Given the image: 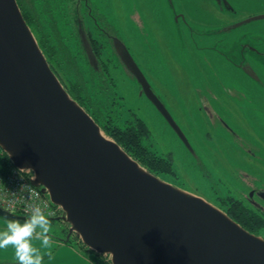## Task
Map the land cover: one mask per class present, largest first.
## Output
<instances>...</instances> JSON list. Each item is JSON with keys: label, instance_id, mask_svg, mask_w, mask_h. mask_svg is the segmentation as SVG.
Masks as SVG:
<instances>
[{"label": "water", "instance_id": "obj_1", "mask_svg": "<svg viewBox=\"0 0 264 264\" xmlns=\"http://www.w3.org/2000/svg\"><path fill=\"white\" fill-rule=\"evenodd\" d=\"M117 48L190 149L129 52ZM86 49L97 66L91 47ZM0 146L60 209L49 220L68 229L61 240L75 237L110 264H264V239L147 171L104 136L51 69L17 0H0ZM0 217L27 218L1 207Z\"/></svg>", "mask_w": 264, "mask_h": 264}, {"label": "rangeland", "instance_id": "obj_2", "mask_svg": "<svg viewBox=\"0 0 264 264\" xmlns=\"http://www.w3.org/2000/svg\"><path fill=\"white\" fill-rule=\"evenodd\" d=\"M88 5L92 17L100 25L108 24L117 31L144 73L151 81L155 80V92L161 97L167 90L174 92L162 98L168 105H175L173 116L191 138V144L201 158L195 160L180 144L163 116L146 96L141 95L140 84L108 47L110 71L116 79L114 90L118 109L115 116L118 123L124 126L136 118L143 122L149 130L147 143L151 145L150 149L160 155L165 164L158 165L159 170L154 168L155 175L136 161L161 180L205 199L225 213L229 203L237 200L264 211V62L245 47L249 43L256 44V37L243 41L236 33L230 37L231 50L220 45L218 53L204 58L195 50L175 49L172 51L175 58L189 75L185 79L177 65L171 62V51L159 52L161 55L154 58V63L150 60L153 52L148 45L149 36L138 30L135 23L139 11L136 0H88ZM185 7L194 19L195 3H188ZM62 30L69 38V45L73 46L70 28L63 27ZM119 49L123 51L121 47ZM247 69H252L256 77L250 78L245 73ZM170 71L177 76L179 85ZM213 71L216 76L211 78ZM149 73L154 74V80ZM179 87L183 101L178 95ZM197 96L216 98H206L213 100V109L198 110L206 102ZM191 105L195 109H191ZM103 134L112 139L105 132ZM249 195L251 199L248 200ZM7 221L0 217V231L5 230ZM255 231L258 232L256 236L264 239V226L256 227ZM50 233L66 239L68 229L64 224L54 222ZM74 239L72 237V241ZM101 260L109 263L108 258Z\"/></svg>", "mask_w": 264, "mask_h": 264}, {"label": "trees", "instance_id": "obj_3", "mask_svg": "<svg viewBox=\"0 0 264 264\" xmlns=\"http://www.w3.org/2000/svg\"><path fill=\"white\" fill-rule=\"evenodd\" d=\"M17 2L51 69L64 84L70 96L90 114L107 136L155 174L156 170H159L158 165L165 162L160 155L150 149L151 145L147 143V136L150 135L146 125L136 118L134 122L130 120L121 126L115 116L118 109L117 92L114 90L116 79L110 71L108 47L104 44L103 35L99 30L85 32L83 4L77 0H17ZM75 23L80 25L81 31L77 30ZM63 27L70 28L69 35L74 39L73 46L69 45V38L63 34ZM82 33L89 39L98 61H101L97 68L89 63ZM6 159L9 160L8 156ZM234 202L229 203V206L235 211L227 209L226 213L244 229L257 235L255 229L264 226V219L256 211L245 209L241 201ZM50 222L54 223L53 220ZM49 235L58 238L56 234ZM66 243L80 245L94 256L96 264H110L102 262L103 256L89 250L77 238L72 241L71 237Z\"/></svg>", "mask_w": 264, "mask_h": 264}, {"label": "flooded vegetation", "instance_id": "obj_4", "mask_svg": "<svg viewBox=\"0 0 264 264\" xmlns=\"http://www.w3.org/2000/svg\"><path fill=\"white\" fill-rule=\"evenodd\" d=\"M77 2L83 4V10L85 9V18L83 19L85 32L92 33L94 32V30H99L100 33L103 35L102 40L104 44L109 47L112 51L114 50V54L116 55V57H118L122 66L126 68L128 73H130V76H132L138 82L135 74L128 68L126 61L122 58L118 51L117 46H124L133 58V55L130 53V50L125 44V42L118 36L117 31L112 30L113 28H111V26L108 24L100 25L98 20L92 17L93 13L88 5V0H77ZM136 2L138 3L139 8L138 17L135 20L136 27L138 30L146 32L149 36L148 45L151 51L153 52V57L150 59L152 61L154 60V58L161 55L159 52H172L175 49L184 48L190 49L191 51L195 50L197 51V53H200L203 58L207 57L208 55L218 53L220 45L227 47L228 50H231L233 44L230 40V37H233L237 33L238 37L243 41L247 40L251 36L256 37V40L258 41L256 44L249 43L248 47H245L247 51H249L250 53H254L255 56H257L261 59V61L264 62V0H136ZM188 3H195L196 11L193 14L194 19H191L192 17L190 15V10L189 13H187L188 7H185V5H187ZM87 19L89 20L87 21ZM254 22L258 23L253 24ZM75 24L77 25V30L81 31L80 25H78L77 23ZM82 37L85 48L86 45L91 47L93 54L95 55L94 50L89 43V39H87L85 34L83 33ZM172 55L173 59L170 58L171 62L177 65L180 73L185 79L189 78V75H186L185 73V68H183L182 65H179L178 60L175 58L173 52ZM87 57L89 63L92 65L88 52ZM95 57L97 59L98 66L99 62L101 61H98L99 59L96 55ZM133 60L145 76L153 94L164 105L173 120L181 128L182 132L188 140V143L191 147L190 149L186 147V145L181 141L176 132L170 126L169 122L160 113L155 104L149 98H147V96L143 92L142 86L139 85L141 88V95L146 96V98L152 104L155 110H157L163 116L164 121L166 122L169 130L175 135L180 144L185 147L187 152H189L195 160L200 161V156L197 154L191 144V138L187 135L183 127L180 126V124L176 121L175 117L173 116L172 111L176 109L175 105L171 103H169L170 105H168L162 98L164 95L166 97H169V94L167 93L172 94L174 92L167 90V93H164V95L161 92L163 95L162 97L158 95V93L155 92L156 86L154 74L149 73V75L154 80L153 82L144 73V71L142 70L140 65L135 61L134 58ZM97 66L94 67L97 68ZM209 67L213 66L209 65ZM153 69H155V66H153ZM170 73L172 77H174V80H176V83H178L179 85L177 76H174L173 72L171 71ZM245 73L250 78H252L253 76L256 77L252 69H247ZM215 74L213 71L210 77L212 78ZM205 75L209 76L208 74ZM182 94V90L179 87L178 95L181 100L183 99ZM199 98L203 99L206 104L202 105L201 107L198 106V110L205 111L208 109H213V96ZM206 98L212 99L207 100ZM191 104L195 105V103L192 102ZM191 109H195V107L191 105ZM252 196L253 194H251V197ZM251 197L249 195L248 200L251 199ZM242 203L244 204L243 206L245 209L249 211H256L260 215V217L264 219V211L262 209L250 207L244 201ZM226 208L230 209V206Z\"/></svg>", "mask_w": 264, "mask_h": 264}, {"label": "clouds", "instance_id": "obj_5", "mask_svg": "<svg viewBox=\"0 0 264 264\" xmlns=\"http://www.w3.org/2000/svg\"><path fill=\"white\" fill-rule=\"evenodd\" d=\"M8 154L11 157L12 154L10 152ZM35 179L34 175L33 180ZM50 232V220L39 205H33L29 217L23 222L16 219L7 221L5 230L0 231V249L13 246L18 264H43L44 254L51 259L53 240ZM33 240H39L41 247L47 252L42 253L41 248L34 246ZM105 254L114 257L112 252L106 251Z\"/></svg>", "mask_w": 264, "mask_h": 264}, {"label": "built area", "instance_id": "obj_6", "mask_svg": "<svg viewBox=\"0 0 264 264\" xmlns=\"http://www.w3.org/2000/svg\"><path fill=\"white\" fill-rule=\"evenodd\" d=\"M0 146V207L13 214L29 217L31 207L39 205L48 219L60 216V209L30 181L29 175L17 169ZM109 261V259H108Z\"/></svg>", "mask_w": 264, "mask_h": 264}, {"label": "crops", "instance_id": "obj_7", "mask_svg": "<svg viewBox=\"0 0 264 264\" xmlns=\"http://www.w3.org/2000/svg\"><path fill=\"white\" fill-rule=\"evenodd\" d=\"M52 240L51 259L44 254L43 264H96L94 256L77 243H66L54 237ZM33 244L41 248L42 253L47 252L41 247L39 240H33ZM0 264H18L13 246L9 245L6 249H0Z\"/></svg>", "mask_w": 264, "mask_h": 264}]
</instances>
